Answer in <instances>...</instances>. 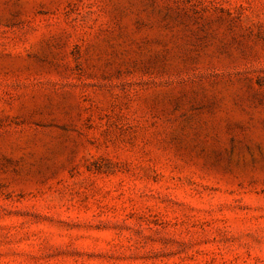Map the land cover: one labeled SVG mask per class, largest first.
<instances>
[{
  "label": "rangeland",
  "instance_id": "374dc122",
  "mask_svg": "<svg viewBox=\"0 0 264 264\" xmlns=\"http://www.w3.org/2000/svg\"><path fill=\"white\" fill-rule=\"evenodd\" d=\"M0 264H264V0H0Z\"/></svg>",
  "mask_w": 264,
  "mask_h": 264
}]
</instances>
